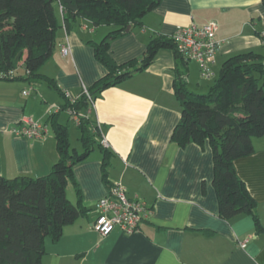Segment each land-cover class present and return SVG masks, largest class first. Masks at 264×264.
Here are the masks:
<instances>
[{
	"label": "crops",
	"instance_id": "crops-1",
	"mask_svg": "<svg viewBox=\"0 0 264 264\" xmlns=\"http://www.w3.org/2000/svg\"><path fill=\"white\" fill-rule=\"evenodd\" d=\"M58 16L62 21L60 8ZM210 21L218 24L219 43L209 66L211 75L203 77L193 60L185 70L188 90L205 94L229 57L247 51L264 53L261 0H161L141 25L130 27L111 42L109 53L117 65L140 60L155 37H168L178 27ZM115 29L95 26L86 19H77L70 31L62 27L41 74L63 92L78 96L83 87L90 88L107 74L93 46ZM62 45L69 47L68 56L62 55ZM175 62L171 50L158 51L145 70L103 90L89 112L100 131L98 142L103 139L108 145L102 146L109 155L108 182L123 187L127 197L144 200L152 215L132 235L115 229L101 238L92 229L96 203L108 190L103 154L95 147L73 169L86 215L66 226L58 242L45 240L42 264H264V137L253 139L254 152L234 162L237 176L257 204L262 230L256 232L251 216L229 221L218 217L209 145L200 148L191 143L181 148L171 141L180 119L174 95ZM62 103L44 82L32 87L26 80L0 81V176L36 179L50 172L58 153L47 118ZM62 114L68 116L61 113V123ZM24 117L46 126L41 139L26 140L11 133ZM66 196L76 203L71 184L66 186Z\"/></svg>",
	"mask_w": 264,
	"mask_h": 264
},
{
	"label": "trees",
	"instance_id": "trees-1",
	"mask_svg": "<svg viewBox=\"0 0 264 264\" xmlns=\"http://www.w3.org/2000/svg\"><path fill=\"white\" fill-rule=\"evenodd\" d=\"M161 0H0V81H28L32 87L44 82L62 98L58 112L50 114L58 160L50 172L32 179L0 176V264H42L45 240L56 243L63 229L86 215L73 169L98 147L103 154V180H107L109 155L98 142L100 131L87 115L76 126L82 150L71 148L67 123L61 113H85L91 104L81 91L74 101L66 98L56 82L41 74L50 59L56 36L62 27L70 31L77 19L95 26L116 29L93 46L94 56L107 71L87 89L93 102L105 89L123 82L151 65L158 51L171 50L175 57L174 95L180 105V119L171 141L184 148L209 145L212 152L213 187L218 217L229 221L240 215L251 216L255 231L262 230L256 215L257 204L237 176L234 162L254 152L253 139L264 137V53L247 51L229 57L220 67L214 84L205 94L188 90V60L177 52L169 36L152 39L140 60L117 65L110 56L111 42L124 35L127 27L138 26ZM264 6V0H261ZM62 12V21L58 16ZM70 119V117H69ZM46 123V124H47ZM71 184L77 196L72 203L66 196ZM206 233V231H205Z\"/></svg>",
	"mask_w": 264,
	"mask_h": 264
},
{
	"label": "built area",
	"instance_id": "built-area-1",
	"mask_svg": "<svg viewBox=\"0 0 264 264\" xmlns=\"http://www.w3.org/2000/svg\"><path fill=\"white\" fill-rule=\"evenodd\" d=\"M218 24L208 22L202 26L190 24L185 27H178L169 36L177 52L185 59L197 62L203 77H209V66L214 63L219 43L216 39ZM69 47L61 46L63 56L69 55ZM88 102L93 106V100L85 87L82 90ZM23 94H27L23 92ZM66 98L74 101L77 97L68 92H64ZM91 109L85 113L67 111L73 123L78 126L80 119L89 115ZM46 132V126L31 117L22 118L13 128L11 133L26 140H39ZM101 145L107 147V143L102 139ZM96 216L91 225L92 229L104 238L110 235L115 229H119L126 235H132L140 231V226L152 215V209L146 202L134 195L127 197L126 191L120 185L114 184L107 190V194L99 199L95 206ZM244 244H242V247Z\"/></svg>",
	"mask_w": 264,
	"mask_h": 264
},
{
	"label": "rangeland",
	"instance_id": "rangeland-1",
	"mask_svg": "<svg viewBox=\"0 0 264 264\" xmlns=\"http://www.w3.org/2000/svg\"><path fill=\"white\" fill-rule=\"evenodd\" d=\"M194 93L200 94V92H194ZM61 118H62L61 120L63 123L67 122L71 148H75L78 152H80L82 148H81L79 140H78V137L80 135L79 130L77 129V127L75 126L73 121L71 119H69V116H67V115L65 116V114H62ZM68 186H70V185H68Z\"/></svg>",
	"mask_w": 264,
	"mask_h": 264
},
{
	"label": "water",
	"instance_id": "water-1",
	"mask_svg": "<svg viewBox=\"0 0 264 264\" xmlns=\"http://www.w3.org/2000/svg\"><path fill=\"white\" fill-rule=\"evenodd\" d=\"M130 29V26L126 28L125 32H127Z\"/></svg>",
	"mask_w": 264,
	"mask_h": 264
}]
</instances>
